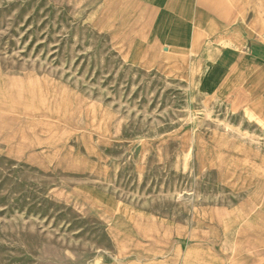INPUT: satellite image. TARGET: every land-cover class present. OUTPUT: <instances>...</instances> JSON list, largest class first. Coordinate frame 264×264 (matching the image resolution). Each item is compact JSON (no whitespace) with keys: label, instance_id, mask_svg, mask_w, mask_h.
<instances>
[{"label":"rangeland","instance_id":"obj_1","mask_svg":"<svg viewBox=\"0 0 264 264\" xmlns=\"http://www.w3.org/2000/svg\"><path fill=\"white\" fill-rule=\"evenodd\" d=\"M99 2L0 0V264L232 258L235 153L264 128L178 54L124 49Z\"/></svg>","mask_w":264,"mask_h":264},{"label":"crops","instance_id":"obj_2","mask_svg":"<svg viewBox=\"0 0 264 264\" xmlns=\"http://www.w3.org/2000/svg\"><path fill=\"white\" fill-rule=\"evenodd\" d=\"M105 1L121 17L107 31L122 37L124 49L142 48L146 63L161 51L178 54L196 72L203 95L240 100L264 128V0ZM235 160L233 200L225 205L232 210L223 223L236 227L233 257L220 243L188 247L182 264H264V151L235 153Z\"/></svg>","mask_w":264,"mask_h":264}]
</instances>
